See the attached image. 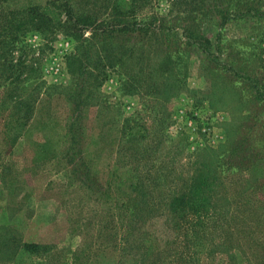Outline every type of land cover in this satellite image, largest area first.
<instances>
[{
	"label": "rangeland",
	"instance_id": "obj_1",
	"mask_svg": "<svg viewBox=\"0 0 264 264\" xmlns=\"http://www.w3.org/2000/svg\"><path fill=\"white\" fill-rule=\"evenodd\" d=\"M47 3L61 21L41 32ZM258 79L264 0H0V264L170 263L201 222L171 196L240 160L211 222L232 231L200 264H264Z\"/></svg>",
	"mask_w": 264,
	"mask_h": 264
},
{
	"label": "trees",
	"instance_id": "obj_2",
	"mask_svg": "<svg viewBox=\"0 0 264 264\" xmlns=\"http://www.w3.org/2000/svg\"><path fill=\"white\" fill-rule=\"evenodd\" d=\"M215 8L218 7L219 10H222L224 13V19H226L227 15L233 16V12L229 8V2H221L219 3L218 1L214 4ZM250 10V8H247L244 10V13ZM59 10L55 7H53L50 3H47L44 6H39L37 8V11L34 12L36 14V18L34 21H38V23H35L36 27L38 30L41 32L45 31L51 23H56L61 21V13L58 12ZM243 15V13H241ZM33 20V19H32ZM223 22H226L223 21ZM190 31V34L187 33V37L189 40H192V38L196 39L195 33H193L190 28H188ZM187 31V30H185ZM197 44L201 46L199 43L200 40H196ZM171 60V58H168ZM165 67L168 66L164 65ZM167 71V69H166ZM264 80V79H262ZM252 81V80H251ZM253 83L254 88L256 89L255 91V98H264V82L261 80H255ZM252 87V84L250 85ZM255 145H261L264 147V139L257 140L255 142ZM238 154V148H235L234 151L230 154ZM213 163V162H212ZM242 161H238L235 165H230V168H227L228 170L231 171L230 174L225 175V171L221 166H223L220 162L217 163L214 167L213 165H209L210 167H206L199 175L194 176L191 184L187 186V191H188V198H187V204L182 205L181 203H177L178 200H182L184 196L181 197H172V208L173 212L176 213L178 210L179 212L181 210H190L187 213L190 214L192 213V216H196L195 213L199 214V219L201 222L198 221L199 227L194 226L191 224V227L193 229V238L192 243H190V237L191 233H187V236H184L185 238H182L180 242L177 243V252L173 256V259L170 260V263L167 264H200L202 261V258L199 256V251L197 250L198 248L202 249H209L210 253L213 252L214 248L220 247L217 243V238L221 234H229L231 233V229H226L227 227H224L225 224H217L216 222L218 221L217 215L218 212H222L219 210L218 206V201L220 200L217 199L215 201V197L224 194L223 192L226 191V186L222 183V181H228L229 185L232 184L235 185V187H232L233 189L239 187L241 188L240 183L238 182L240 179L239 174L243 171V169L240 168ZM220 174V175H217ZM224 174V175H222ZM229 175L234 176L233 178H230ZM223 176V177H222ZM237 176V177H236ZM242 181V180H241ZM192 206L194 209L192 210ZM195 212V213H194ZM186 213V214H187ZM133 215V214H132ZM215 216V217H214ZM215 219V223L213 227H211V222ZM184 220V217H180V220L176 223V225H179L182 221ZM215 234L214 239L212 238L213 235ZM223 236V235H222ZM149 237L152 238V242L154 241V235L150 234ZM229 238H232V243L236 244V240L238 237H232L228 236ZM221 238V237H219ZM185 241H184V240ZM187 239V240H186ZM214 240L215 242H212ZM146 242H148V238L145 237L144 239L141 240V243H139V251L144 255V257H149L153 258L155 257L156 253L154 252L155 245L154 243L150 242L146 245ZM137 244H135L136 247ZM230 245V243H229ZM31 247V245H27V248ZM40 248V246H39ZM233 248V247H232ZM138 255V254H137ZM166 259H162V256L160 255L159 258L153 262H144L143 264H163V261Z\"/></svg>",
	"mask_w": 264,
	"mask_h": 264
},
{
	"label": "crops",
	"instance_id": "obj_3",
	"mask_svg": "<svg viewBox=\"0 0 264 264\" xmlns=\"http://www.w3.org/2000/svg\"><path fill=\"white\" fill-rule=\"evenodd\" d=\"M1 169H2V166H1ZM2 180H3V177L1 178V176H0V191L1 192L3 191V193H6L8 189L4 186V183L2 182ZM0 194H2V193H0Z\"/></svg>",
	"mask_w": 264,
	"mask_h": 264
}]
</instances>
